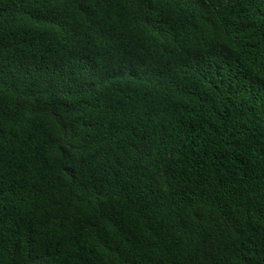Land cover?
Returning a JSON list of instances; mask_svg holds the SVG:
<instances>
[{
  "label": "trees",
  "instance_id": "1",
  "mask_svg": "<svg viewBox=\"0 0 264 264\" xmlns=\"http://www.w3.org/2000/svg\"><path fill=\"white\" fill-rule=\"evenodd\" d=\"M0 264H264V0H0Z\"/></svg>",
  "mask_w": 264,
  "mask_h": 264
}]
</instances>
